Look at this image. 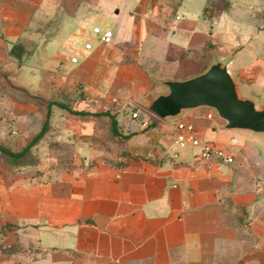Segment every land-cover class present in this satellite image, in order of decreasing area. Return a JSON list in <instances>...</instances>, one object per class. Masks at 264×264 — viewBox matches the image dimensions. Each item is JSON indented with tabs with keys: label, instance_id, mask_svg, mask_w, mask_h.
Wrapping results in <instances>:
<instances>
[{
	"label": "crops",
	"instance_id": "1",
	"mask_svg": "<svg viewBox=\"0 0 264 264\" xmlns=\"http://www.w3.org/2000/svg\"><path fill=\"white\" fill-rule=\"evenodd\" d=\"M214 53L249 88L264 83V0H0V144L20 151L47 122L40 149L110 122L71 109L109 111L128 135L121 165L22 167L0 151V264H264L257 143L206 107L163 121L138 105ZM179 122L235 161L198 164L191 146L174 156Z\"/></svg>",
	"mask_w": 264,
	"mask_h": 264
},
{
	"label": "water",
	"instance_id": "2",
	"mask_svg": "<svg viewBox=\"0 0 264 264\" xmlns=\"http://www.w3.org/2000/svg\"><path fill=\"white\" fill-rule=\"evenodd\" d=\"M233 57L214 53L201 71L184 78H159L158 88L138 105L163 121L206 107L224 121L223 129L249 137L264 156V88L259 96L232 68Z\"/></svg>",
	"mask_w": 264,
	"mask_h": 264
},
{
	"label": "rangeland",
	"instance_id": "3",
	"mask_svg": "<svg viewBox=\"0 0 264 264\" xmlns=\"http://www.w3.org/2000/svg\"><path fill=\"white\" fill-rule=\"evenodd\" d=\"M250 84L251 91L259 96L264 88V83L253 82ZM75 116L77 115L75 114ZM95 123L96 126L101 128L98 134H77L73 138L58 140L50 138L48 140L50 142L46 141V144L41 146L40 149H36L34 145L31 148V156L27 157L25 161L36 162L35 165L46 162L48 165L57 167H72L75 159L80 157L82 162L89 166L100 163L114 164L126 153L125 138L114 135L111 124H104L101 121ZM57 132L59 131L57 130ZM84 142L92 144V147L83 153V150L80 151L81 147L78 143L82 144ZM38 149L42 152H37ZM35 165L29 163V165H22V167Z\"/></svg>",
	"mask_w": 264,
	"mask_h": 264
},
{
	"label": "built area",
	"instance_id": "4",
	"mask_svg": "<svg viewBox=\"0 0 264 264\" xmlns=\"http://www.w3.org/2000/svg\"><path fill=\"white\" fill-rule=\"evenodd\" d=\"M94 32L100 36L103 42H111L114 33L112 30L103 31L100 27H95ZM87 48H91V44L86 45ZM77 58H73L72 61L76 62ZM216 115L214 110H210L208 117L213 118ZM139 116L138 110H134L132 117ZM145 126L147 122L143 123ZM191 146L195 149L194 158L198 164L212 165L216 162L232 164L235 161V156L232 152L225 148H219L204 142L199 136L197 128L192 123L179 122L177 125V131L173 135L170 143V151L174 156H177L179 152Z\"/></svg>",
	"mask_w": 264,
	"mask_h": 264
},
{
	"label": "trees",
	"instance_id": "5",
	"mask_svg": "<svg viewBox=\"0 0 264 264\" xmlns=\"http://www.w3.org/2000/svg\"><path fill=\"white\" fill-rule=\"evenodd\" d=\"M15 49H16L15 47L12 49V53L17 54ZM71 112L76 114V115H79L81 118L97 117V116L106 114L109 116V119H110L109 123L111 124V128H112L114 135L121 136L123 138H126L128 136V135L122 134L119 131L118 121H117L115 115L109 111L91 112V111H86V110H72L71 109ZM47 130H48V123L46 122L45 125L43 126L42 130L33 138V140L28 145H26L20 151H12L10 148H8L2 144H0V151L2 152V154L9 157L10 163H12L14 165H17V166L25 165L26 166V165H29V163L35 165L36 162H30V161H25V160L27 157L31 156V148L39 142V140L47 132ZM121 164H122V162L118 160L113 165H121Z\"/></svg>",
	"mask_w": 264,
	"mask_h": 264
}]
</instances>
